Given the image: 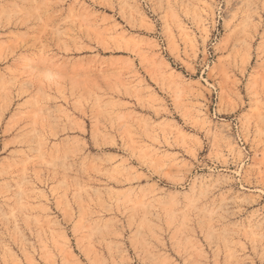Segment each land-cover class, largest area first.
<instances>
[{
    "label": "rangeland",
    "instance_id": "374dc122",
    "mask_svg": "<svg viewBox=\"0 0 264 264\" xmlns=\"http://www.w3.org/2000/svg\"><path fill=\"white\" fill-rule=\"evenodd\" d=\"M0 264H264V0H0Z\"/></svg>",
    "mask_w": 264,
    "mask_h": 264
}]
</instances>
